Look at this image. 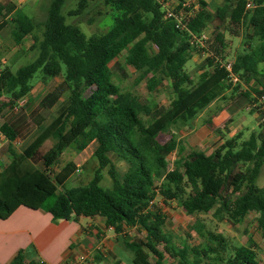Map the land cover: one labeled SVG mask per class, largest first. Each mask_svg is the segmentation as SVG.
I'll return each mask as SVG.
<instances>
[{
	"label": "trees",
	"instance_id": "obj_1",
	"mask_svg": "<svg viewBox=\"0 0 264 264\" xmlns=\"http://www.w3.org/2000/svg\"><path fill=\"white\" fill-rule=\"evenodd\" d=\"M65 1L50 0L41 22L22 8L0 4V31L10 26L14 44L29 36V49L36 51L31 61L16 69L0 68V116L30 93L37 73L42 78L61 76L65 91L60 101L58 92L42 99L44 109L57 103L53 118L22 152L12 143L29 134L30 122L0 124L10 156L0 169V220L21 206L47 212L52 219L99 217L112 229L114 240L130 253L132 264H167L166 258L175 264H218V254L226 249L221 237L214 236L216 243L206 246L175 243L166 215L154 202L159 197L164 203L176 202L188 216L211 213L213 219L227 220L235 228L254 212L264 241V189L256 185L264 164V135L252 131L242 140L237 133L214 152L192 149L185 155L175 138L165 143L157 139L167 126L190 122L228 89L232 94L240 90V84L248 88L240 91L247 104L255 102L253 95L264 96V0H251V9L245 8L248 0H222L213 13L204 0H196L198 9L181 25L164 17L156 0H103L115 11L113 24L88 36L66 22L61 12ZM86 2L79 0L67 15L82 14ZM225 23L245 29L243 48L231 60L232 73L239 80L235 84L228 81L219 63L226 56ZM210 25L211 50L194 82L184 69L195 48L190 41L200 38ZM122 52L124 63L138 73V81L145 80L148 92L163 82L169 84L173 97L167 108L152 110L149 103L113 82L110 63ZM142 116L149 117L148 121L144 123ZM50 139L51 145L42 150ZM93 140L97 147L91 178L64 188L79 167L67 161L54 172L59 157L67 148L79 153ZM173 152L179 157L169 169L167 156ZM109 155L127 164L123 173ZM103 170L109 187L101 185ZM204 228L198 219L191 225L197 235ZM131 230L141 237L131 236ZM92 260L98 264L103 257L97 252ZM8 264L44 263L26 261L19 250ZM110 264L121 262L112 258ZM225 264H257L256 253L250 246H234Z\"/></svg>",
	"mask_w": 264,
	"mask_h": 264
},
{
	"label": "rangeland",
	"instance_id": "obj_2",
	"mask_svg": "<svg viewBox=\"0 0 264 264\" xmlns=\"http://www.w3.org/2000/svg\"><path fill=\"white\" fill-rule=\"evenodd\" d=\"M16 4L20 1L23 11L36 22H41L45 17V12L50 0H13ZM79 0H66L63 8L61 9L62 14L66 17V22L70 24L77 25L85 35L97 34L103 31H106L113 24V16L115 11L104 4L103 0H87L86 6L82 14L78 16H68L67 12L74 9L77 6ZM209 8L214 10L215 6L220 5L222 0H207ZM173 4H176L178 0H171ZM12 0H0V4H11L16 7ZM13 16V13L10 12L9 18ZM212 26L208 27L210 32L212 31ZM222 26V25H221ZM226 30L224 31V36L227 44L226 51L224 52L225 61L232 60L233 56L243 48V35L245 29L243 26H234L225 23ZM222 30V28H221ZM211 38L204 42L202 47L194 48V52L191 54L190 59H188L184 65V69L190 74L192 80L197 82L198 76L202 73L203 63L207 57V50L210 48ZM31 40L28 37L26 40H23L19 45H13L10 35L9 28H6L0 34V67L10 66L12 69L24 65L31 61L36 56L35 50H30ZM125 52H122L117 56L111 63L110 68L113 73V82L119 85L123 90H128L135 94L142 102L149 103L152 107V110H163L168 107L170 100L173 95L171 93L169 84L163 82L162 85L158 86L154 92H148L146 90L145 80L138 81V73L127 66L124 63ZM32 89L30 93L20 100L15 108L5 109L0 116V124L4 121L11 123H21L23 121H29L30 126H32L29 134L25 138L34 137L37 135L44 127L50 123L53 118L54 109L56 104L50 108L44 109L41 107L40 103L42 99L52 92H58L60 101L65 95V91L62 87V78H42L40 74L36 76L31 81ZM241 89L232 94V90L228 89L223 97L219 98L216 103L212 106L214 111L217 105L221 106L222 109L227 112L229 118L221 123L218 129L214 130V133L217 135H222L226 139V136L229 131L232 132L234 136L237 133H241V139H246L250 132L257 131L264 135V120H261L256 115L251 112V105L247 104L243 96H241L240 91L248 89L244 84H240ZM255 101L258 98V95H253ZM257 102V101H256ZM210 111V112H211ZM251 112V113H250ZM244 116L245 126L240 122L238 123V118ZM206 114H203L200 118H194L188 123L179 124L175 126H167L161 133L158 134L157 139L160 143H165L170 138H176L180 134L179 130L184 129L188 131L189 129L186 126H192L193 124H203L206 118ZM39 118L42 120L38 123H34ZM149 117L142 116L143 122H147ZM205 124V123H204ZM260 124V126H259ZM183 126V128H181ZM231 135V136H232ZM1 136V134H0ZM230 136V137H231ZM25 138L19 139V141L24 140ZM229 138V137H227ZM210 144L209 146H201L204 148L206 153H209L210 148H215L218 146V142ZM52 143V140H47L42 145V150H46ZM5 142L0 140V155L5 152ZM77 153L73 149L67 148L59 157L58 163L54 166V172L58 170L59 166L63 165L66 161L75 158ZM7 157V156H5ZM176 155L171 153L167 156L168 168L173 167ZM115 158H112V160ZM80 161H78L79 163ZM95 162L93 156L86 162L85 168L82 169V166H79V171L75 172L65 183L64 188H70L73 186H78L85 184L92 176L93 163ZM39 165V163H38ZM115 166L121 174L125 165H120L118 162H115ZM104 177H107L106 171H102ZM101 185L103 187H109L105 185V182L102 181ZM256 185L264 189V164L261 167L260 173L256 180ZM61 191L62 188H59ZM154 202L160 208V210L166 215L167 229L169 233L173 235V240L175 243L179 241H186L189 245L194 244H215L214 236L221 237L226 245L225 251H222L218 254L221 258L220 261H217L218 264H225L226 259L232 255L233 247L246 245L252 247L256 253L257 264H264V241L260 236V232L257 229L256 217L257 215L254 212H251L247 215L243 224L235 228L227 220L217 221L212 218L211 213L207 214H198L195 217L186 215L183 210L177 205L176 202H167L164 203L159 197H157ZM195 219L201 221L205 228L202 231L201 235L195 234L191 225L194 223ZM88 219L81 218V223L84 225ZM130 235H141L130 231ZM111 238L107 239V246L101 244V248L104 250L105 257L98 264H110L113 259L121 261L122 264H132L130 259V253L125 251L119 244V247H116V255H112L110 250ZM112 242V241H111ZM115 242V241H114ZM212 257H217L216 254L210 253ZM167 264H175L171 259L166 258ZM90 264H93L91 260Z\"/></svg>",
	"mask_w": 264,
	"mask_h": 264
},
{
	"label": "crops",
	"instance_id": "obj_3",
	"mask_svg": "<svg viewBox=\"0 0 264 264\" xmlns=\"http://www.w3.org/2000/svg\"><path fill=\"white\" fill-rule=\"evenodd\" d=\"M204 1L207 3V10L213 13L216 6L214 10H211L209 8L208 1ZM12 2L14 3L15 1L12 0ZM15 5L17 8H22L23 3L21 4L19 1ZM208 27H206L204 32L208 34L210 39L212 36ZM6 28H9L10 35V26H6L2 29L0 34ZM28 37L29 36L25 37L23 40H26ZM19 44L13 43L15 46ZM218 99L210 103L196 117V119H198L203 114H206L207 117L204 119L205 124L200 122L198 125L193 124L192 126H186L189 129L188 131H184V129L179 130L180 134L177 135L175 139L180 143V147L183 150L182 155L187 154L192 149L204 151V148L201 146H209L217 140H219L218 146L214 149L210 148L209 153L220 149L222 146V140L225 137L217 135L214 133V130L218 129L221 123L227 120L229 116L227 112L221 108V106L219 107V105L215 107L216 109L214 111H211L212 106ZM254 116L257 119L256 114H254ZM245 121L246 119L244 116L238 118V123L240 122L243 126H245ZM181 128H183V126H181ZM37 135L25 138L22 141L16 139L12 144L17 152H22ZM231 135L232 132L229 131L226 138ZM0 140L5 142L6 149L8 143L7 140L2 135L0 136ZM96 147V141H91L86 148L77 153L75 158H72L69 161H72L77 167L82 166V169H84L86 162L93 155ZM173 153L177 158L179 157L176 152ZM109 157L114 165L115 162H118V164L122 166L125 165L124 171L126 170L127 164L123 160L115 157L114 155H109ZM112 158L115 159L112 160ZM9 161L10 156L5 150V152L0 155V169L8 164ZM78 161L80 162L78 163ZM61 166H59V168ZM95 166L96 160L91 167L94 168ZM102 181L105 182V185L110 184L109 177L107 176L105 178L103 173ZM81 218L88 219L84 225L81 223ZM114 237L112 229L106 228L103 220L99 217H79L76 220L52 219L50 214L47 212L32 210L21 206L18 207L7 219L0 220V264H8V262L19 250H22L26 261H41L44 264H78L79 259L83 258L85 264H90L97 252H100L102 257H105L103 252L104 250L100 245L104 244L107 246L108 244L106 240L109 238H111L112 241H110V250L112 255H116L117 252L115 248L119 247V244L114 240Z\"/></svg>",
	"mask_w": 264,
	"mask_h": 264
},
{
	"label": "built area",
	"instance_id": "obj_4",
	"mask_svg": "<svg viewBox=\"0 0 264 264\" xmlns=\"http://www.w3.org/2000/svg\"><path fill=\"white\" fill-rule=\"evenodd\" d=\"M161 9L164 12V17L167 18H174L178 25H181L182 22L188 18H190L194 12L198 9V3L196 0H178L176 4H173L171 0H156ZM254 4L251 0H248L245 4L246 9L253 8ZM209 39V36L206 32H203L200 38H192L190 43L191 47H202L204 42ZM219 61V60H218ZM220 65L225 69L227 72L228 81L235 84L237 83L238 77L232 73V66L230 61H219ZM257 101V102H256ZM255 102L251 104V108L255 109L256 115H261V120H264V96H259ZM79 169L76 170L78 172ZM153 204V201L149 202V206ZM78 264H85L84 259L80 258Z\"/></svg>",
	"mask_w": 264,
	"mask_h": 264
}]
</instances>
